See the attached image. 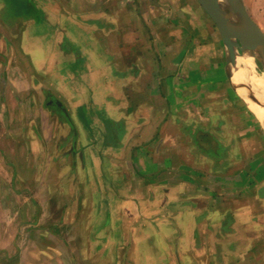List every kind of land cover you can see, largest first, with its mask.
<instances>
[{"label": "crops", "instance_id": "1", "mask_svg": "<svg viewBox=\"0 0 264 264\" xmlns=\"http://www.w3.org/2000/svg\"><path fill=\"white\" fill-rule=\"evenodd\" d=\"M157 4L0 0V221L29 264H264V124Z\"/></svg>", "mask_w": 264, "mask_h": 264}, {"label": "rangeland", "instance_id": "2", "mask_svg": "<svg viewBox=\"0 0 264 264\" xmlns=\"http://www.w3.org/2000/svg\"><path fill=\"white\" fill-rule=\"evenodd\" d=\"M190 0H155V3H158V7L160 8V12L163 13L162 15L165 16L164 18L168 19L175 27H180L182 33L186 35H190L194 32L191 24L194 23L193 19L197 17L199 20L203 22L202 30L204 34L210 35L211 33L214 35L217 42L211 43L212 51L209 53L210 55L216 58V60H213V66L219 65L221 67H224L227 63L226 55L224 46H222V33L219 31L215 21L213 20L212 16L205 12V10L202 12V10H198V8H193L190 6ZM244 7L247 9V11L250 13L252 18L260 25L262 30L264 31V0H241ZM202 14H200V12ZM159 12V11H158ZM200 16V17H199ZM174 19L176 20L174 23ZM196 21V20H195ZM210 24V26H208ZM179 31V30H178ZM177 31V33H178ZM211 34V35H212ZM219 43V44H218ZM238 43V49H237V56L246 54H249V51L246 46L243 45L240 39H237ZM215 44V45H214ZM218 44V47H216ZM258 53L259 58H255V75L256 76H264V58L259 53L258 49L256 50ZM217 53V54H215ZM209 62L205 61L203 62V69L207 68L209 66ZM193 63H189L188 66H192ZM205 77V72L202 74ZM205 79V78H203ZM32 214V213H31ZM31 216H28V219ZM1 220V219H0ZM28 222V221H27ZM25 224L21 218L20 215L16 214V217H11L9 228L10 232H4L2 223L0 221V264H2L4 259H9L12 261V264H19L21 261L22 264H29V260L34 261V258H46L48 255L46 254L47 251H43L42 255H36L34 253V250H29V248H22L20 249L17 246V237L20 235L21 232V226ZM34 222L30 223L29 225L31 228H26L25 231H23V239H22V245L26 246L31 241H34L35 234L34 232L30 231V229H34ZM10 246L9 249L6 248ZM31 264H34V262H31Z\"/></svg>", "mask_w": 264, "mask_h": 264}, {"label": "water", "instance_id": "3", "mask_svg": "<svg viewBox=\"0 0 264 264\" xmlns=\"http://www.w3.org/2000/svg\"><path fill=\"white\" fill-rule=\"evenodd\" d=\"M209 14L222 33L229 77H231V64L235 61L230 47V38L232 36L240 39L251 55L260 59L258 53L255 51L258 49L264 58V31L252 18L241 0H217L216 9ZM230 26L233 27L229 30Z\"/></svg>", "mask_w": 264, "mask_h": 264}, {"label": "bare ground", "instance_id": "4", "mask_svg": "<svg viewBox=\"0 0 264 264\" xmlns=\"http://www.w3.org/2000/svg\"><path fill=\"white\" fill-rule=\"evenodd\" d=\"M199 1L209 13L216 9L217 0ZM232 27L230 26L228 29L230 30ZM230 47L235 60L231 64V68L235 71L232 76L234 86L245 97L250 108L264 124V76L255 75L256 56L249 54L237 56L238 44L234 36L230 38ZM239 67L240 69L237 70Z\"/></svg>", "mask_w": 264, "mask_h": 264}]
</instances>
